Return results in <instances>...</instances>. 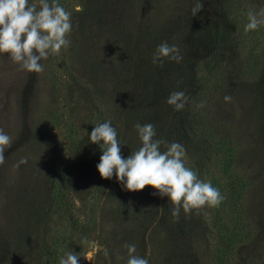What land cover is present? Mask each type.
Returning a JSON list of instances; mask_svg holds the SVG:
<instances>
[{"label": "rangeland", "instance_id": "obj_1", "mask_svg": "<svg viewBox=\"0 0 264 264\" xmlns=\"http://www.w3.org/2000/svg\"><path fill=\"white\" fill-rule=\"evenodd\" d=\"M63 1L73 25L70 46L62 50L65 65L50 55L40 61L42 72L29 73L0 54V129L12 141L0 166V264H49L57 237L74 243L87 238L79 252L59 248L60 258L79 253V264H127L125 243L135 244L149 264H220L222 237L232 238L241 224L232 264H262L264 25L241 30L247 12H258L264 0H203L196 16L195 0H153L150 8L144 0ZM162 42L179 48V63H152ZM215 45L221 51L214 56ZM173 91L189 97L181 111L166 103ZM206 92L214 95L206 132L235 146L231 171L229 157L202 127L206 112L196 105ZM225 95L232 100L225 102ZM101 114L116 129L124 157L140 146L133 125L151 123L156 138L181 143L186 166L197 162L198 176L220 192L234 173L242 177L248 184L244 213L225 219L220 234L215 219L221 206L181 210L177 220L171 202L153 195L150 186L129 192L115 176L102 179L96 168L101 149L89 141ZM56 115L63 120L59 127ZM71 142V202L85 235L58 204L57 180L70 160ZM23 157L27 163L17 167Z\"/></svg>", "mask_w": 264, "mask_h": 264}, {"label": "clouds", "instance_id": "obj_2", "mask_svg": "<svg viewBox=\"0 0 264 264\" xmlns=\"http://www.w3.org/2000/svg\"><path fill=\"white\" fill-rule=\"evenodd\" d=\"M203 7V0H195L192 15L196 16ZM247 21L245 32L264 25V7L258 12L248 11ZM72 27L71 13L58 0H0V54H7L20 70L42 72L41 60L58 55L62 48L70 46L68 36ZM165 58L179 63L182 60L179 48L167 42L160 43L152 54V63L162 65ZM231 100V96H224L225 102ZM188 101L184 91H173L166 99L175 111L183 110ZM196 106L202 108L204 102ZM133 127L140 146L130 151L127 157L121 153L122 145L111 121L98 123L92 129L89 141L101 149L96 168L102 179L111 180L115 176L129 192L150 186L155 190L153 195L167 197L171 202V215L177 220L181 210L187 214L204 206L214 208L225 199L210 181L201 179L186 166V149L181 143L156 138L157 131L151 123L137 122ZM11 142V137L0 129V166L6 159L5 148ZM26 163L27 157H23L17 167ZM81 243L87 244V238ZM123 247L128 252L127 264H149L146 257L136 254L135 244L125 243ZM79 260V253L69 251L60 258L59 264H79Z\"/></svg>", "mask_w": 264, "mask_h": 264}, {"label": "trees", "instance_id": "obj_3", "mask_svg": "<svg viewBox=\"0 0 264 264\" xmlns=\"http://www.w3.org/2000/svg\"><path fill=\"white\" fill-rule=\"evenodd\" d=\"M145 1V6H147V8H150L152 6L153 0H144ZM59 4H61V6H63L64 2L63 0H58ZM245 26H243L241 32H245ZM153 31V29L151 30V32ZM155 32V31H154ZM153 32V33H154ZM151 39V33L149 32V34L146 36V40L150 41ZM63 50V48H62ZM62 50L58 55H51V59H55V57H57V59L59 60V58H61V65H65V59L62 60ZM220 50V46L215 45V47L213 48V55H216V52ZM221 51V50H220ZM259 58H256L253 63L252 66H249V74L251 76L254 70H257L259 63H258ZM64 67V66H63ZM62 67V68H63ZM57 76V75H55ZM1 87V86H0ZM3 87V86H2ZM4 89H6L4 87ZM1 94V93H0ZM209 94V95H208ZM205 93V95H207V97L204 100V107H202V110H204L206 112V114L203 116H200V120L202 119V127L204 128V132L205 134H208L207 131V125L211 127V124L209 123V121L211 120L210 118V113L209 112V107L211 106V103L213 101L214 95L211 94L210 92ZM203 102V101H201ZM200 102V103H201ZM110 111H112L111 109H109ZM59 115V113H57ZM209 114V115H208ZM107 119V117H106ZM57 123H59L56 127H59L60 124L62 123L63 120L59 119L56 115L55 119L53 121H56ZM104 120L102 119V114L99 116V118L96 120V124L98 123H103ZM211 122V121H210ZM209 129V127H208ZM212 131H209L210 134V140L214 141L213 144H215L216 146V150L218 151H222L225 153L226 156L229 157L230 161L227 163L228 166V171H231L232 169H234V167L236 166V160H235V146L231 145V144H227L225 139H221L217 136H213ZM208 134V135H209ZM11 137V136H10ZM71 141V140H70ZM233 144L234 141L232 142ZM72 148V149H71ZM71 156H70V160L68 161V164L65 166L64 170L60 173L59 178L57 180L58 182V199H59V207L60 209L63 211L62 213L65 215V217H67L68 220H70L71 222L74 223V225L77 226V229H80V232L78 233H83L84 235L87 234V232L84 230L85 225L82 224V222L80 221L79 218H77L76 214L74 213V206L71 202V182H72V177L74 176V163H73V159L75 156V143L71 142ZM6 151V150H5ZM195 167L197 166V162L194 164ZM190 166L189 168H191L192 170H194L196 172V168ZM234 171V170H233ZM231 181L229 187H227L226 189L221 191V194L225 197V199L219 204L220 210H218L219 212V217L215 219L216 222V227H219L220 231L218 233L221 234V227H223V221L225 219H229V217H231L233 219V217L236 218H240L241 215L244 213V210L242 209V197L243 194H245L246 189L248 187V184L245 182V180L242 177H239L237 175H232V178L230 177ZM238 223V221H234L233 224ZM83 229V230H81ZM243 229L242 224L241 225H237L236 226V233L232 234V238L227 239L222 237V239H226L223 243H222V248L217 249V252L221 253V257L218 258V260L220 261V264H232V259H233V255H235V252L238 248H236V243H238L241 239V235L238 234V232L240 233ZM78 231V230H77ZM254 233V230L252 228V231ZM252 233V234H253ZM78 236H74V238ZM221 240V238H219ZM67 240V241H66ZM71 242H70V241ZM54 249L52 250V256H50L49 259V264H58L60 261V252H59V248H66L69 250H73L76 249V251H80L83 247L84 244L81 243V241L79 242H72L73 240L71 239H61L60 237H57L54 240ZM236 254H239V252H237ZM215 255V254H214ZM264 264V262L262 263Z\"/></svg>", "mask_w": 264, "mask_h": 264}]
</instances>
